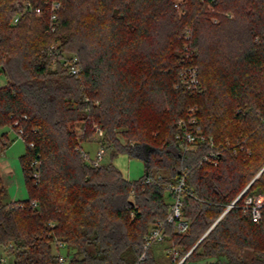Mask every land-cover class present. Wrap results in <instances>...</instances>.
<instances>
[{"label":"trees","instance_id":"16d2710c","mask_svg":"<svg viewBox=\"0 0 264 264\" xmlns=\"http://www.w3.org/2000/svg\"><path fill=\"white\" fill-rule=\"evenodd\" d=\"M22 1L45 4L0 0V128L21 130L26 146L24 199L8 198L0 172V246L13 263L177 264L189 252L181 264H264V223L242 208L264 194V0H60L53 30L46 12L14 21ZM53 43L78 56L77 75L53 65ZM188 66L197 91L181 84ZM180 120L214 146L184 149ZM94 124L111 148L99 166L80 153ZM11 141L2 132L0 150ZM120 153L143 159L139 178L112 163ZM180 176L188 227L165 221L144 249ZM56 241L71 248L65 262Z\"/></svg>","mask_w":264,"mask_h":264},{"label":"built area","instance_id":"2783aa9c","mask_svg":"<svg viewBox=\"0 0 264 264\" xmlns=\"http://www.w3.org/2000/svg\"><path fill=\"white\" fill-rule=\"evenodd\" d=\"M17 6H18L17 8L18 11L14 17V21H17L18 17L21 14H33L37 17H41L43 16L44 12H46L49 15V19L51 21V30H53L55 25L57 24L58 12L61 8V1L45 0L44 8H42L40 5L34 6L30 1H22ZM226 14L230 15L229 13ZM47 52L49 55L52 56L53 65H55V63L59 61L64 66L67 67L69 73L77 75L80 72V63L77 55L63 52L54 43L49 44L47 46ZM197 74H198L197 68L188 66L182 71L181 84L189 90L192 91L199 90L198 79L196 77ZM2 85L3 84H1L0 82V86ZM191 122L194 123V120L192 119ZM185 124L186 123L183 120L178 121L177 132H176V138L178 139L180 145L184 149H195L199 147L200 144L201 145L207 144L208 147L210 148L214 146V139L211 136H207L204 133H202L199 126L194 125L191 126L193 127L191 128L190 126H186ZM21 133L22 131L19 130V136ZM103 136H104V130L101 127H99L97 124H94V133L92 137L94 138V140H96L99 143L95 157L90 158L88 151L84 150L83 148L80 149V153L83 156V158L86 161L92 163L94 166H99L103 164L101 163L100 160L103 158V156L106 154L108 150L106 144H104L102 140ZM219 154H220L219 150L211 149L209 150L208 154H205L203 156V159L215 165L218 162ZM150 181H151L150 178L146 179V182H150ZM167 188L171 191V196L173 197V202L170 205L169 213L166 219L164 221H159L157 223V226L154 227L147 235L146 242L144 244V249L147 248V246L151 241L162 239V225L165 221L174 222V226L177 233H183L184 231H186L188 227V222L182 216V211H181V207H182L181 194L183 191H185L184 176H180L179 179L173 184L169 183L167 185ZM245 189L246 188L242 190L241 194L245 191ZM240 195H238L236 199L239 198ZM234 201L227 206V208L224 210L222 215L233 205ZM242 208L243 211L250 216L251 220L254 223L256 224L264 223V194L246 195L242 203ZM55 246L58 249L59 246H64V243L61 241H56ZM187 254H185L177 262V264H181L185 259V257L187 256ZM144 255L145 254L143 252L140 255L139 259L143 258ZM58 259L60 262L66 261L65 255L61 253H58ZM0 262H4V258L0 257Z\"/></svg>","mask_w":264,"mask_h":264},{"label":"rangeland","instance_id":"374dc122","mask_svg":"<svg viewBox=\"0 0 264 264\" xmlns=\"http://www.w3.org/2000/svg\"><path fill=\"white\" fill-rule=\"evenodd\" d=\"M180 1H182V0H176V3H179ZM209 12L210 13L213 12V9L209 8ZM211 21L216 22V18L214 16H212ZM187 39L191 40V36H190V34L186 33L184 41H187ZM185 46H188L187 42H185ZM194 67L197 68L196 66H194ZM184 69H185V67H184ZM182 71H181V74H182ZM197 72H198V68H197ZM196 77H197V79H199V74H197ZM5 81H6V79L2 75L1 70H0V82H1V84H4ZM2 132H5L6 135L8 136V138L12 140L10 142V144L8 145V147L5 148V152H7L6 156L8 158H9V156H11V157L13 156L14 161L17 163V165L19 167V171H21L20 163H19V156L25 151V148H26L25 143H24L23 139L19 136L17 131H15L10 126H5V127L0 128V134ZM89 141H90V143H89ZM81 145L83 146L82 148L84 150L89 152L90 158L95 157L99 143L96 140H94L93 137H91L88 140L82 141ZM109 151H111L110 147L108 148V150H107L106 154L103 156V158L100 160L101 163L104 164V163H108L110 161ZM111 161L121 171L122 175L127 179H137L144 172V162H143V159L139 156H131V155H128L127 153H120ZM23 186H24V183H23ZM23 192H24V196L22 198H25L26 197V194H25L26 190L25 191L23 190ZM257 194H260V193H254V195H257ZM168 201L171 203L173 202V197L171 195L168 196ZM53 250L56 253L58 252V253H61L64 255L67 253L68 250H69V252H71V248H68L66 245L59 246V248L57 249L55 247V244H53ZM0 257L4 258V262H0V264H14L12 254L9 253L8 251H6L1 246H0ZM165 263H166L165 257L160 256L159 264H165Z\"/></svg>","mask_w":264,"mask_h":264},{"label":"crops","instance_id":"0c3cea01","mask_svg":"<svg viewBox=\"0 0 264 264\" xmlns=\"http://www.w3.org/2000/svg\"><path fill=\"white\" fill-rule=\"evenodd\" d=\"M5 148L0 150V172L8 190V198L10 200L24 199L22 197L24 196L23 190L25 191V188L23 186L21 171H19L14 157L9 156L8 158L6 156L7 152H5Z\"/></svg>","mask_w":264,"mask_h":264},{"label":"water","instance_id":"95a60500","mask_svg":"<svg viewBox=\"0 0 264 264\" xmlns=\"http://www.w3.org/2000/svg\"><path fill=\"white\" fill-rule=\"evenodd\" d=\"M263 168H264V167H263ZM263 168H262V169H263ZM262 169L257 173V175L262 171ZM257 175H256V176H257ZM256 176H255V177H256ZM241 192H242V191H241ZM240 194H241V193H240ZM240 194H239V195H240Z\"/></svg>","mask_w":264,"mask_h":264}]
</instances>
